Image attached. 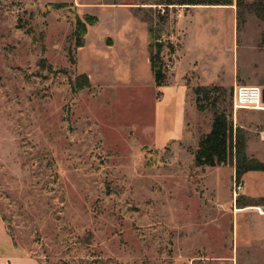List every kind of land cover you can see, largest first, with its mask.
Listing matches in <instances>:
<instances>
[{"label": "rangeland", "instance_id": "obj_1", "mask_svg": "<svg viewBox=\"0 0 264 264\" xmlns=\"http://www.w3.org/2000/svg\"><path fill=\"white\" fill-rule=\"evenodd\" d=\"M170 1L0 0V217L18 254L40 264H264L258 211L234 218L236 206L263 200L240 196L231 168L195 162L217 112L235 128L251 121L234 95L264 88V20L238 21L235 4ZM104 2L147 21L164 83L190 30L186 134L171 135L182 139L156 149L143 133L158 124L154 86H85L76 25Z\"/></svg>", "mask_w": 264, "mask_h": 264}, {"label": "crops", "instance_id": "obj_2", "mask_svg": "<svg viewBox=\"0 0 264 264\" xmlns=\"http://www.w3.org/2000/svg\"><path fill=\"white\" fill-rule=\"evenodd\" d=\"M86 9V14L91 15L95 20L93 23L87 24L83 43L76 49L78 73L87 75L92 85L99 86L102 80L108 81L109 78L117 77L115 80L121 85L154 86V89L160 93L155 103V123L161 122L162 130L157 124L144 127L143 133L150 135L156 149L182 139L180 135L175 137L171 135L175 131L174 127L179 128L178 130L183 128L184 134H186L187 98L190 85L185 77L188 72L195 71L196 66V60L191 61L190 30H187L188 33L186 32L182 50L177 49L172 54L174 59L172 77L168 83L158 85L152 69L149 47L150 26L147 21L140 19L134 13V7L104 2L90 4ZM102 14L106 15L105 20ZM121 17L123 20L120 19ZM168 38L175 39V34L172 33ZM213 77L204 81L200 76L201 85L215 83ZM172 118H174L173 121H171ZM166 120V127H163ZM241 122L239 123L241 127L248 131V155L258 158L264 163V107L251 108V121ZM225 166L232 170L233 183V180L235 181L233 166L220 165L215 168L220 169ZM240 185V196L251 200H263V204L253 202L236 206L235 220L246 211L256 209L264 222V170L246 172ZM259 236L264 238V223ZM16 251L17 248L11 244L0 217V264H40L38 260L22 256Z\"/></svg>", "mask_w": 264, "mask_h": 264}, {"label": "trees", "instance_id": "obj_3", "mask_svg": "<svg viewBox=\"0 0 264 264\" xmlns=\"http://www.w3.org/2000/svg\"><path fill=\"white\" fill-rule=\"evenodd\" d=\"M168 4H235L237 8V19L241 21L246 14H255L257 17L264 20V0H174ZM94 22V18L92 19ZM87 25L84 22H78L76 25L77 40L76 46L79 47L83 43V38L86 33ZM84 30V31H83ZM83 32V33H82ZM152 30L150 28L149 47L151 53L152 69L155 75L156 83L162 85L165 82L166 74L162 68L159 52L153 53L152 48ZM158 39V38H157ZM156 39V40H157ZM81 78H85L86 85H90V80L87 75L81 74ZM197 93L207 94L205 88L198 87ZM232 160V164L229 162ZM195 162L198 166L216 167L226 165L228 162L235 169V182L239 184L243 175L248 171L264 170V164L253 161L247 154V134L242 127H236L233 123L231 115L225 112H217L211 131L205 135L200 143L197 152L195 153Z\"/></svg>", "mask_w": 264, "mask_h": 264}, {"label": "built area", "instance_id": "obj_4", "mask_svg": "<svg viewBox=\"0 0 264 264\" xmlns=\"http://www.w3.org/2000/svg\"><path fill=\"white\" fill-rule=\"evenodd\" d=\"M235 105L239 108H256L264 106L263 88L259 86L239 85L236 87L234 95ZM238 190L241 185L238 184Z\"/></svg>", "mask_w": 264, "mask_h": 264}, {"label": "water", "instance_id": "obj_5", "mask_svg": "<svg viewBox=\"0 0 264 264\" xmlns=\"http://www.w3.org/2000/svg\"><path fill=\"white\" fill-rule=\"evenodd\" d=\"M263 102H264V88H263Z\"/></svg>", "mask_w": 264, "mask_h": 264}, {"label": "bare ground", "instance_id": "obj_6", "mask_svg": "<svg viewBox=\"0 0 264 264\" xmlns=\"http://www.w3.org/2000/svg\"><path fill=\"white\" fill-rule=\"evenodd\" d=\"M262 106L261 105H259L258 107H256V108H261Z\"/></svg>", "mask_w": 264, "mask_h": 264}]
</instances>
